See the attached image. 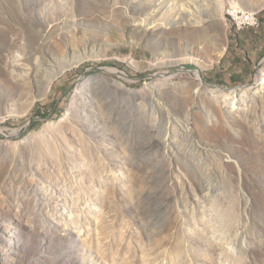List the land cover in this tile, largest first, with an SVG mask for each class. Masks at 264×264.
Masks as SVG:
<instances>
[{"label":"rangeland","instance_id":"obj_1","mask_svg":"<svg viewBox=\"0 0 264 264\" xmlns=\"http://www.w3.org/2000/svg\"><path fill=\"white\" fill-rule=\"evenodd\" d=\"M226 5L0 0V264H264V25Z\"/></svg>","mask_w":264,"mask_h":264},{"label":"bare ground","instance_id":"obj_2","mask_svg":"<svg viewBox=\"0 0 264 264\" xmlns=\"http://www.w3.org/2000/svg\"><path fill=\"white\" fill-rule=\"evenodd\" d=\"M216 3H217V6H218V9H221V14H222V18H224L225 19V15L223 14V8H224V6L226 5V2L225 1H223V0H216ZM228 8V9H227ZM225 10H226V15L230 18V20H231V22L232 23H242L243 22V14H247V15H249V16H251V17H257V21H260L259 20V17H258V12L257 11H252V10H249V9H245V8H243L242 6H240V4L238 3V2H236V1H231L230 3H228L227 5H226V8H225ZM68 17H74V11L72 10V11H70V13L68 14ZM81 56H82V54H79V55H76V56H74V59L75 58H77V59H80L81 58ZM131 57H133V55L131 56ZM186 58L189 60V61H192V62H196V63H200L201 62V59L199 58V57H196V56H186ZM74 59H72L71 57H70V55H68V54H66L65 56H64V60L66 61V62H68L69 64H71V63H73V61H74ZM211 63V62H210ZM112 68H110L109 69V71H111V72H115L114 70H111ZM41 70H42V75L44 76V77H47V78H49V81L51 82L52 81V77L49 75V73H48V67L46 66L45 67V65H42V67H41ZM177 73V72H176ZM173 73H170V72H163L162 73V76L163 77H173ZM198 75V74H197ZM199 76V75H198ZM199 78V77H198ZM263 78V82L261 83V84H259V87H263L264 86V75H263V77H260V80ZM261 82V81H260ZM172 84L174 85V86H176L177 85V83L175 82V81H173L172 82ZM197 90H201V88L199 87V88H197ZM196 90V91H197ZM223 93H224V95L226 96V98H229V99H227V100H230V101H228L227 102V104L229 105V106H231V107H233L234 106V104H235V102H234V100H232V99H230V98H232L231 97V95L228 93V92H224L223 91ZM30 109V106L27 108V110H29ZM13 134V133H12ZM96 164V163H95ZM94 173V172H93Z\"/></svg>","mask_w":264,"mask_h":264},{"label":"crops","instance_id":"obj_3","mask_svg":"<svg viewBox=\"0 0 264 264\" xmlns=\"http://www.w3.org/2000/svg\"><path fill=\"white\" fill-rule=\"evenodd\" d=\"M260 15H261V17L263 18V20L261 21V24H263L264 25V6L261 8V10H260ZM251 30H254V32H256L255 30L256 29H254V28H252V29H245V30H239L238 31V33H237V36H236V45L237 46H239L240 44H242L243 42H246V43H248V41H249V38H250V36L252 37V35H251V33H250V31ZM263 43H264V33L263 34H261V36H258V41H257V48H256V50H258L259 51V49H263V47H264V45H263ZM236 50H238V49H236ZM264 57H262V59H263ZM261 59V60H262ZM244 60H247V55L244 57ZM253 60V59H252ZM229 63V65H231L232 63H231V61H229L228 62ZM248 69L246 68V63H244L242 66H241V68H240V71L241 72H245V71H247Z\"/></svg>","mask_w":264,"mask_h":264},{"label":"built area","instance_id":"obj_4","mask_svg":"<svg viewBox=\"0 0 264 264\" xmlns=\"http://www.w3.org/2000/svg\"><path fill=\"white\" fill-rule=\"evenodd\" d=\"M232 24L234 28L237 31H239V30H245V29L259 28L261 26V21H257V17H251L247 14H243L242 23H232Z\"/></svg>","mask_w":264,"mask_h":264},{"label":"water","instance_id":"obj_5","mask_svg":"<svg viewBox=\"0 0 264 264\" xmlns=\"http://www.w3.org/2000/svg\"><path fill=\"white\" fill-rule=\"evenodd\" d=\"M261 64V63H260Z\"/></svg>","mask_w":264,"mask_h":264}]
</instances>
